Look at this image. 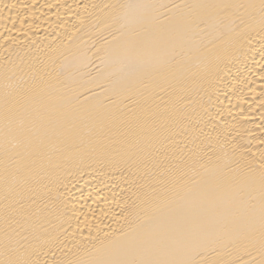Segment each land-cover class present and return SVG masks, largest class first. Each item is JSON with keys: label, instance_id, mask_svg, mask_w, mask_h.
Wrapping results in <instances>:
<instances>
[{"label": "bare ground", "instance_id": "obj_1", "mask_svg": "<svg viewBox=\"0 0 264 264\" xmlns=\"http://www.w3.org/2000/svg\"><path fill=\"white\" fill-rule=\"evenodd\" d=\"M0 264H264V0H0Z\"/></svg>", "mask_w": 264, "mask_h": 264}]
</instances>
